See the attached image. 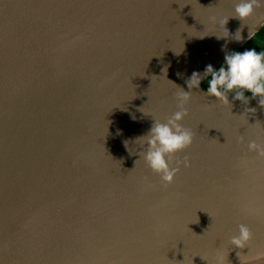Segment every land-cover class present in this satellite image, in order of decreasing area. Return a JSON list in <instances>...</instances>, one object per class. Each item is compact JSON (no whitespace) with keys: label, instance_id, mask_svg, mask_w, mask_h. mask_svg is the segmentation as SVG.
Listing matches in <instances>:
<instances>
[{"label":"water","instance_id":"water-1","mask_svg":"<svg viewBox=\"0 0 264 264\" xmlns=\"http://www.w3.org/2000/svg\"><path fill=\"white\" fill-rule=\"evenodd\" d=\"M233 11L234 0H0V264H214L218 248L243 264L264 251V156L248 147L264 145V105L186 83L264 26L261 3L227 21L243 40L218 37ZM179 86L194 135L175 154L190 165L167 183L136 138L178 109ZM241 223L243 248L231 242Z\"/></svg>","mask_w":264,"mask_h":264},{"label":"clouds","instance_id":"clouds-1","mask_svg":"<svg viewBox=\"0 0 264 264\" xmlns=\"http://www.w3.org/2000/svg\"><path fill=\"white\" fill-rule=\"evenodd\" d=\"M261 3H264V0H234L233 14L222 17L219 20V23L225 29V33L218 35V37L231 35L238 41L243 40L244 37L241 31L243 25L237 28L234 33H230L226 27L227 21L230 17H237L244 22L255 13L256 8ZM222 47H226V44L222 45ZM163 71L166 73L167 67ZM205 78H207V88L204 94H214L218 100L226 105H231L228 93L232 90H235L233 99L239 98L247 102L249 97L245 95V92L250 91L252 97H257L258 103L264 105V50L250 47L242 51L232 50L225 52L224 60L219 67H214L213 64L208 63L203 72L194 70L186 80L188 88H199L202 79ZM191 94V91L179 86L175 92L178 109L166 120L154 119L147 133L136 138V142L138 138H142L139 157L143 155L148 165L154 171L160 173L161 179L167 183L174 181L181 165H190V160L187 156L179 160L175 158V154L193 142V132L181 123L188 114L189 109L186 105L191 99ZM249 110H255V108H250ZM132 118H136L134 114ZM125 144H128L127 140ZM143 145H146V148ZM248 147L250 150H254L259 155L264 156V145L258 144L255 140H250ZM238 229V232L231 237L232 244L240 248L248 246L252 239L251 229L244 223L239 224ZM239 254L240 252H238ZM261 260H264V251H258L246 257L243 264H255L256 261ZM214 264H228V259L219 248L217 249Z\"/></svg>","mask_w":264,"mask_h":264},{"label":"flooded vegetation","instance_id":"flooded-vegetation-1","mask_svg":"<svg viewBox=\"0 0 264 264\" xmlns=\"http://www.w3.org/2000/svg\"><path fill=\"white\" fill-rule=\"evenodd\" d=\"M247 43H248V45L246 48L255 47V48H257V50H264V26ZM248 92H250V91H248ZM245 94H247V93H245ZM247 95H250V94H247Z\"/></svg>","mask_w":264,"mask_h":264},{"label":"trees","instance_id":"trees-1","mask_svg":"<svg viewBox=\"0 0 264 264\" xmlns=\"http://www.w3.org/2000/svg\"><path fill=\"white\" fill-rule=\"evenodd\" d=\"M258 33V32H257ZM256 33V34H257ZM249 41V40H248ZM247 41V42H248ZM245 43L243 46H241L238 50H244L246 47H247V45H248V43ZM202 86L204 87V88H207V80L202 84ZM245 93H247V94H250L251 95V92H248V91H246ZM252 96V95H251Z\"/></svg>","mask_w":264,"mask_h":264},{"label":"bare ground","instance_id":"bare-ground-1","mask_svg":"<svg viewBox=\"0 0 264 264\" xmlns=\"http://www.w3.org/2000/svg\"><path fill=\"white\" fill-rule=\"evenodd\" d=\"M103 159V158H102ZM98 161V160H97ZM100 161V160H99Z\"/></svg>","mask_w":264,"mask_h":264}]
</instances>
